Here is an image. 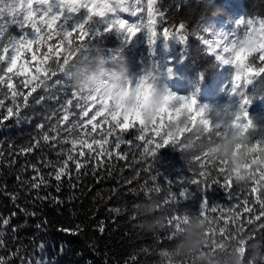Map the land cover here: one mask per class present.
<instances>
[{"label":"trees","instance_id":"16d2710c","mask_svg":"<svg viewBox=\"0 0 264 264\" xmlns=\"http://www.w3.org/2000/svg\"><path fill=\"white\" fill-rule=\"evenodd\" d=\"M235 1L155 0L157 36L152 40L151 33L146 34L137 40V46L136 39H127L126 33L114 30L100 33L93 31L79 63L75 67H69L65 76L58 73L56 77L47 80L42 89L38 90L40 95L53 97L52 99L24 109L20 119L13 117L0 123V152L4 153L0 157V217H10L15 213V216H11L9 226L0 228V236L7 245V251L0 250V256L7 258L8 254L16 249L21 256L26 253L37 264H156L158 250L172 247L175 243V237L171 243L166 238L172 232L167 226L170 215H199L204 199L209 201L210 207L218 206L224 213H228L229 209L235 211L239 201L229 199L227 190L223 187L216 185L205 192L201 188L203 186L191 183V179L199 178L194 176V173L199 167L195 163V156L201 155L197 145L203 142L202 137L197 140L196 128L201 127L200 125H197L192 133L180 136V140L191 144V148L169 145L160 149L155 159L146 156L143 147H134L136 143L143 145V141L134 140L133 146L121 145V148L127 151L123 159L116 156L118 150L113 147L111 158L100 156L97 158L99 164L97 160L89 161L91 167L85 170L79 180H73L75 187H69L65 182L59 193L54 187L40 192L41 197L47 194L58 197L62 201L59 204L53 199H36V192L29 191L26 183L21 184L22 180L27 182L35 175L31 168L33 164L41 160L55 162V151L59 149L43 147L31 155H24L19 151L37 135L35 125L41 122L43 116L60 107L56 99L59 98L63 103L72 98V92L77 90L73 86L74 78L102 72L105 83L115 76L136 83L148 77L155 83L160 74L159 57L162 51L168 55L167 69L170 74L172 77L178 76L175 82L181 91L196 92L201 82L214 78L208 92L200 98L223 96L232 84V71L229 66L224 73L220 72L218 61L209 54L204 44L207 29L213 30L221 25L224 31H231L237 39L243 40L246 33L242 25L236 22L237 17H241V21H258L264 17V0ZM137 2L143 9L147 0H126L133 10ZM125 13L131 14V11ZM137 14L142 18V22L149 21L143 17V11ZM4 19L7 23L0 20V45L7 44L11 47L9 42L13 38H19L25 29L20 22L13 23V17L5 16ZM16 19L19 20L18 17ZM181 23L185 26L183 41L176 37H163L165 27L174 32ZM256 27H259L258 23ZM46 50V46L41 49ZM25 58L30 61L31 53H26ZM248 60L250 62L251 57ZM3 66L5 65H0ZM220 78H223V82H220ZM56 80H60L61 84H56ZM234 94L239 99L247 97L250 103L260 102V106L264 107V73L251 75L237 87ZM7 106H12L10 99L5 100V107L0 108V113H5ZM96 107L97 105L89 107V115H80L78 119H90L91 115L95 114ZM73 110L79 112V109ZM209 119L214 124L215 118L211 116ZM101 120L102 117H97V121ZM181 120L184 121L183 116L180 117ZM253 124L254 127L249 129V132L255 143L256 140L264 138V118L253 121ZM107 127V124L102 123L98 132L105 131ZM139 127L137 122V129ZM90 128L91 125H88L86 130ZM133 131L130 130V133ZM92 135L99 139L98 133ZM144 135L154 137L150 128ZM125 138L134 139L131 134H126ZM108 139L111 140L112 137ZM9 160L13 162L10 164ZM149 165L151 170L146 171ZM50 170L46 168L45 172ZM144 185H147V188L160 189L159 193H153L150 198L158 204H163L170 194H177L176 200L172 201L175 207L169 211V208L164 206L152 217L137 215L133 206L149 200L145 198L146 189L142 187ZM183 189L187 191L181 196L179 193ZM12 195H16L18 199L14 201ZM116 208L120 209L119 213L112 211ZM215 215L219 217L220 212ZM157 216L166 217L165 226L155 233L146 231L142 223ZM241 218H246L242 210ZM77 225L82 229L79 234L73 235L59 230L62 227L75 229ZM101 226L104 228L103 232L99 230ZM217 226L225 227V220H218ZM13 227L16 231H12ZM227 227L232 229L235 225L228 224ZM256 242L264 245L259 239L249 241Z\"/></svg>","mask_w":264,"mask_h":264},{"label":"snow or ice","instance_id":"6c2138e0","mask_svg":"<svg viewBox=\"0 0 264 264\" xmlns=\"http://www.w3.org/2000/svg\"><path fill=\"white\" fill-rule=\"evenodd\" d=\"M154 3L155 0H147L148 28L152 40L157 36ZM129 11L132 15L141 12L139 2L133 10L126 0H0V20L7 23L4 17H13L12 22H20L25 29L19 38H13L9 42L11 47L7 44L0 45V65H5L0 67V97H3L0 99V108L5 107V100L10 99L12 104L6 107L5 113H0V123L13 117L20 119L24 109L31 108L33 104L41 105L53 98L40 95L38 90L42 89L47 80L56 77L58 73L65 76L69 67H75L79 63L86 42L93 36L90 27H93L96 33L115 29L125 32L129 40L135 37L139 27L120 17V13ZM17 17L19 20L16 19ZM93 21H100L102 25L95 27ZM238 23L242 25L246 38L239 44L233 43L231 48L224 47L225 53H231V59L216 55L218 60H223V63L231 64L235 68L233 92L251 75L264 73V17L259 18L258 21L245 19ZM184 29L183 23L179 24L174 32H170L169 28L165 27L163 37L165 39L176 37L183 41ZM204 42L209 45L207 39H204ZM45 46L47 50L41 51ZM209 49L213 50L211 45ZM26 53H31L30 61L25 58ZM249 57H251L250 62ZM55 83L61 84V81L56 80ZM62 87L67 86L62 85ZM71 96L72 98L66 99L63 103L59 98L56 99L60 107L43 116L41 122L35 125L37 135L19 149L24 155H31L43 147L59 149L55 151L57 157L55 162L38 161L31 166L35 175L27 182L21 181V184L26 183L29 191L36 192V199H53L58 204L62 203L58 197H52L50 194L41 197L40 192L54 187L59 193L65 182L69 187H75L73 180H79L85 170L91 167L89 161L97 160L100 156L111 158L113 147L118 150L116 156L123 159L127 151L122 149L121 145L133 146L134 140L143 141V145L136 143L134 147L136 149L143 147L144 154L155 159L159 150L166 146L187 147L188 144L182 142L180 136L192 133L193 129L200 125L202 130L198 133L197 140L202 137L203 142L197 145L201 155L195 156V163L199 167L194 173V176L199 178L191 179V183L203 186L201 188L205 192L219 185L227 190L229 199L239 201L235 211L229 209L228 213H224L218 206L210 207L207 199L202 201L198 216L207 226L208 240L205 248L212 251H227L235 247L246 258V252L250 251L248 246L253 244L249 241L259 239L264 242V168L255 169L250 173V179L238 184L226 174L225 162L216 160L211 148L232 128H238L241 134H245L254 127L246 108L250 103L247 97L241 99L239 110L236 112L228 109L216 111L213 124L207 118L208 106L198 105L194 96H180L167 91L156 107L155 84L148 77L142 78L135 85L129 81L115 92L98 87L90 95H82L76 90ZM94 104H98L95 114L86 121L79 120L80 115L84 117L89 115L88 109ZM73 109H79V112ZM153 110L155 115L149 122L146 113ZM181 116L184 117L183 126L179 123ZM97 117H102V120L97 121ZM102 123L107 124L108 127L105 131L98 132ZM173 124L176 125L175 129L171 127ZM88 125H91L90 130H86ZM149 128L151 133H154V137L144 135ZM130 130L134 131L130 133ZM136 132L139 134L136 135ZM93 133H98L99 139L92 135ZM126 134L133 135L134 139H126ZM85 136L88 138L85 139ZM109 137L112 139L109 140ZM156 138L159 140L157 141ZM106 145L108 147H105ZM237 147L239 148L240 145ZM249 151L253 153L252 159H257V154L264 152V138L256 140ZM12 154L15 155V152ZM3 155L4 153L0 152V157ZM12 162L9 160L10 164ZM97 163L99 164V160ZM46 168L51 170L45 172ZM150 170L151 165L146 171ZM142 187L146 189L144 192L146 199H150L153 193L160 191L158 187L147 188V185ZM135 191L134 189L133 192ZM186 191L183 189L179 195H184ZM176 195L170 194L163 204H158L157 211L164 206L171 211L175 207L172 201L176 200ZM11 198L14 201L18 199L16 195H12ZM241 210L246 218H241ZM112 211L119 213L120 209L116 208ZM217 212H220L219 217L215 215ZM11 216H15V213ZM11 216L0 217V228L9 226ZM189 216L190 214L169 216L167 226L172 229L171 234L166 237L169 243L173 241L182 223L187 221ZM220 219L225 220V227L217 226V221ZM228 224H234L235 227L229 229ZM59 230L75 235L82 229L77 225L75 229L62 227ZM99 230L103 232L104 228L101 226ZM12 231H16L15 227ZM40 247L42 248L43 245L41 244ZM0 250L7 251L6 241L2 236H0ZM17 261L19 264H37L26 253L21 256L16 249L12 250L7 258L0 256V264H17Z\"/></svg>","mask_w":264,"mask_h":264},{"label":"clouds","instance_id":"9594fccd","mask_svg":"<svg viewBox=\"0 0 264 264\" xmlns=\"http://www.w3.org/2000/svg\"><path fill=\"white\" fill-rule=\"evenodd\" d=\"M104 79L102 72H93L74 78L73 86L80 94L87 96L98 87L108 89L115 85L112 88V91L115 92L127 84V81L120 76L109 78L107 83L103 82ZM167 91L166 88L155 84L156 107L159 106ZM153 115H155V110L146 113L149 122ZM183 122L181 120L179 123L183 124ZM171 127L175 129L176 125L173 124ZM201 130L199 126L196 128L198 133ZM253 143L249 131L241 134L240 129L232 128L225 137L211 146L214 158L225 162L226 174L238 184L250 179V173L255 169L264 168V152L258 153L257 159H252L253 153L249 149ZM237 145L240 147L238 148ZM187 148H191V144H188ZM133 208L139 216L152 217L157 212L158 203L149 199L135 204ZM165 219L166 217L157 216L144 221L142 227L148 232L155 233L165 226ZM206 233L207 226L202 219L198 215H190L187 221L182 223L180 231L175 234L174 245L158 250L156 264H185V262L186 264H264V245L259 242L248 246L250 251L245 258L235 247L227 251L206 249L205 244L208 240Z\"/></svg>","mask_w":264,"mask_h":264},{"label":"rangeland","instance_id":"374dc122","mask_svg":"<svg viewBox=\"0 0 264 264\" xmlns=\"http://www.w3.org/2000/svg\"><path fill=\"white\" fill-rule=\"evenodd\" d=\"M231 1L236 2L235 0H231ZM142 11H143V17L149 19L148 12H147V2L144 5ZM120 17L122 19L128 20L129 23H132L135 26L139 27V31L137 32L136 36L133 37L132 39L138 40L139 38L143 37L144 35L150 33L149 28H148V22H146V21L142 22V18H139L138 14L132 15V13L127 14L125 12H122V13H120ZM239 21H241V17H237L236 22L238 23ZM93 25L95 27H100L102 25V22L93 21ZM257 29H258V27H257ZM90 30L94 31L93 27H90ZM113 30H114V32L125 33L122 31H117L115 29H113ZM126 36H127V34H126ZM205 39H207L209 41V45H211L212 49H213V50H210L209 45L204 42L209 54L213 55L214 58L219 62L221 70L226 71L227 67H229V66L231 67V71H232V73H231L232 74L231 75V77H232L231 87L233 88V83H235V81H234V76H235L234 66L231 64L223 63V60H218L216 58V55L219 54L226 59H231V53H225L223 51L224 47L231 48L233 43L239 44V42L241 40L237 39V37L234 36L231 31L230 32L224 31V29L221 25L216 26L213 30L207 29V38H205ZM217 45H219V47H217ZM159 62H160V74H159L157 80L155 81V84H157L158 86L164 87L168 91H171L172 93H175V94L180 95V96H186V97L187 96H189V97L194 96L198 102V105H207L208 106L209 115L207 118H210L211 116H213L215 118L214 114L216 111H219V110L228 109L231 112H236L239 110L241 100L235 96L232 88H230L229 91L226 90L224 95L221 97H218V95H214V96H211L210 98L202 99L197 95L196 92L188 93V92H183L180 90V88L177 86L174 78L170 74L169 69H167L169 59H168V55L164 51H162L160 54ZM130 82L133 85L136 84V82H134V81H130ZM113 87H115V86H110L108 89H110L112 91ZM144 99L146 101L147 97L145 96ZM96 105H97L96 108L98 110V104L91 105L90 107H95ZM246 108H247L248 115L252 121H256L259 118H264V107L252 109V108H249L246 106ZM214 123H215V120H214Z\"/></svg>","mask_w":264,"mask_h":264},{"label":"built area","instance_id":"2783aa9c","mask_svg":"<svg viewBox=\"0 0 264 264\" xmlns=\"http://www.w3.org/2000/svg\"><path fill=\"white\" fill-rule=\"evenodd\" d=\"M253 106H254V104L251 105V107H253Z\"/></svg>","mask_w":264,"mask_h":264},{"label":"water","instance_id":"95a60500","mask_svg":"<svg viewBox=\"0 0 264 264\" xmlns=\"http://www.w3.org/2000/svg\"><path fill=\"white\" fill-rule=\"evenodd\" d=\"M136 46H137V40H136Z\"/></svg>","mask_w":264,"mask_h":264}]
</instances>
